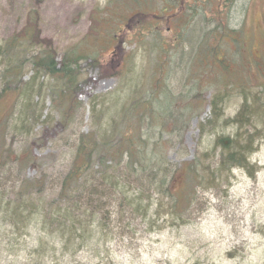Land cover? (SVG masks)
Segmentation results:
<instances>
[{
	"label": "trees",
	"instance_id": "trees-1",
	"mask_svg": "<svg viewBox=\"0 0 264 264\" xmlns=\"http://www.w3.org/2000/svg\"><path fill=\"white\" fill-rule=\"evenodd\" d=\"M195 1L202 3L204 10L213 5L215 11L221 2ZM176 3L186 4L184 0H113L110 8L116 6L109 8L105 19L100 21L98 36L88 37L79 50L67 54L60 64L50 42L39 44L38 15L30 13L26 27L0 45L3 84L0 100L8 95L19 99L28 84L24 74L30 62L34 72L31 80L42 74L56 82L54 103L57 102L56 108H62L58 126L66 130L80 109L79 98L86 95L80 86V62L91 60L100 71V79L111 70L112 76L123 78L132 61V51L123 50L124 38L130 31L138 30L135 42L130 45L135 48L136 40L141 42L149 29L154 30L152 37L159 39L163 23L167 27L169 22L180 26L178 18L169 14ZM186 8L191 9L185 23L198 19L200 12L192 2ZM203 16L206 20V12ZM210 18L216 20L215 15ZM261 18L254 36H243L242 29L230 30L222 21L216 31L204 34L198 41L194 60L201 54L214 59L219 53V69L192 70L189 78H195L196 85L191 92L178 96L161 87L171 52L177 46L169 43L178 42L153 41L151 48L157 56L152 79L140 92L141 97L127 102L110 127L104 122L103 109L99 112L100 104L105 106L106 96L87 93L93 127L78 136L71 164L62 171L59 191L52 197L48 198L46 175L28 179L21 171L20 167L37 165L38 158L32 155V149L18 157L20 177L9 189L7 183L0 181V209L7 222L27 229L31 217L38 212L36 201L43 202L42 222L44 230L49 228L30 251L28 260L20 264H69L63 261L75 259L90 246L107 245L116 229L121 230V235L126 230L132 232L136 223L143 224L148 233L189 225L194 220L193 212L201 205L203 191L223 182L228 184L234 169H248L250 157L264 137V72H247L243 61H238L244 46L252 51L255 42L264 43V15ZM244 40L248 42L242 43ZM33 47L34 54L29 57ZM261 58L264 59L262 52ZM207 88L212 90L209 102L212 113L210 119L198 124L200 139L207 130H214L219 121L233 133L216 135L211 150L197 154L193 160L174 164L168 152L175 147L184 151V135L191 120L199 116L203 104L201 91ZM233 94L241 98L239 112L234 118L223 120L222 105ZM31 112L27 111L25 116L31 118ZM5 166L0 164V174Z\"/></svg>",
	"mask_w": 264,
	"mask_h": 264
},
{
	"label": "rangeland",
	"instance_id": "rangeland-1",
	"mask_svg": "<svg viewBox=\"0 0 264 264\" xmlns=\"http://www.w3.org/2000/svg\"><path fill=\"white\" fill-rule=\"evenodd\" d=\"M113 0H0V45L13 35L22 31L29 20L30 13H36L39 21V33L42 41H48L56 51L57 64L72 51L79 50L86 42L98 36L100 21L105 19ZM159 1V0H156ZM250 11H244L252 0H223L222 7L227 27L240 30L243 36L257 34L255 26L262 23L264 0H253ZM257 5V6H256ZM116 6V5H115ZM112 6L111 8H115ZM163 4L161 5V7ZM110 8V9H111ZM207 19L193 18L185 29H176L188 35L182 43H169L172 39L162 24V37L154 39L149 29L147 36L133 48L132 30L124 38L125 52H131V64L126 76L117 79L114 71L107 77L99 78L100 71L91 60L80 62V86L86 93L79 98L80 109L74 114L69 127L64 130L58 126L62 108H56L54 90L56 82L40 74L34 76L32 65L25 69V86L22 95L16 101L13 95L0 100V164L6 166L0 174V181L10 188V184L20 175L19 169L28 179L42 174L48 177V198L59 191V179L62 171L68 170L75 152L78 136L93 127V118L89 102L90 96H106L105 106L100 104L99 112L105 115V123L110 127L121 110L131 99L141 97L154 72L157 52L151 48L153 41L177 45L171 52L167 73L161 87L174 96L191 92L196 79H190L192 70L219 69L220 54L214 59H206L203 54L196 56L198 41L202 36L216 31L219 21L210 17L215 15L213 5L205 8ZM170 12L169 14H171ZM191 15V13H190ZM251 16L252 22H249ZM209 17V19H208ZM104 23V22H103ZM102 23V24H103ZM258 27V26H257ZM259 29V28H258ZM228 41V40H227ZM225 41L227 44H231ZM224 42V41H222ZM244 40L242 43L246 44ZM254 49H244L238 62L243 61L247 72H264V43L255 42ZM213 44V42H208ZM30 50L29 57L34 54ZM204 48V46H203ZM203 50V49H202ZM223 57V54H222ZM192 62V64H191ZM115 66V65H112ZM259 66V67H258ZM2 66L0 64V70ZM164 70V69H163ZM0 80V92L2 90ZM141 92V93H140ZM212 90L201 91L203 99L199 116L191 120L184 135V151L171 148L169 160L174 164L193 160L197 154L209 151L216 135H231L232 129L225 128L219 121L214 130L200 139L198 124L211 118ZM241 98L236 94L226 98L223 106V120L234 118L239 112ZM31 112V118L26 115ZM28 115V114H27ZM108 129V128H107ZM110 129H108L109 131ZM32 149V155L38 158L37 165L18 168L17 159ZM248 169H234L229 183L225 182L201 193V205L195 209L191 224L179 229H168L160 233H148L141 223L131 227L132 232L121 235L119 229L107 245L90 246L73 259H65L69 264H264V137L259 141L257 150L249 160ZM1 193V189H0ZM1 198V196H0ZM38 212L31 217L27 229L6 221L0 209V264H20L29 258L39 239L49 230L42 222L44 204L36 201ZM42 210V214H41ZM198 218V219H197Z\"/></svg>",
	"mask_w": 264,
	"mask_h": 264
},
{
	"label": "flooded vegetation",
	"instance_id": "flooded-vegetation-1",
	"mask_svg": "<svg viewBox=\"0 0 264 264\" xmlns=\"http://www.w3.org/2000/svg\"><path fill=\"white\" fill-rule=\"evenodd\" d=\"M184 1L186 2V4L187 3L190 4L192 2L193 6H195L198 9V11L200 12V14H198L197 16H199L200 18H203L204 17L203 14H204V11L205 10H204V5L202 3H195L196 2L195 0H184ZM257 1L258 0H256V2ZM186 4L184 6L182 3H176L175 4V7L176 8L171 9L172 10V13H173V14L171 13L172 14L171 17L173 19H174V17L178 18L177 21H179L180 24H181V25L179 24L180 26H178V24L173 25V28H176L177 27L176 29H181L180 27H183L185 25V21L188 20L187 19L188 18L187 17V13H189V10L191 8H189V9L186 8ZM181 5L183 6L182 8H181ZM253 6H254V4L252 6L249 4L247 7H245L244 11H250L253 8ZM188 7H190V6H188ZM156 16H158V15H156ZM249 22L250 23L252 22L251 16H249ZM168 24H170V22ZM168 34H170V37L173 39V42H184L185 37L183 35H178V32H174L172 30V28H170V27L168 28ZM178 38H180V39H178Z\"/></svg>",
	"mask_w": 264,
	"mask_h": 264
},
{
	"label": "bare ground",
	"instance_id": "bare-ground-1",
	"mask_svg": "<svg viewBox=\"0 0 264 264\" xmlns=\"http://www.w3.org/2000/svg\"><path fill=\"white\" fill-rule=\"evenodd\" d=\"M192 15H194V14H192ZM197 18H199V17H197Z\"/></svg>",
	"mask_w": 264,
	"mask_h": 264
}]
</instances>
